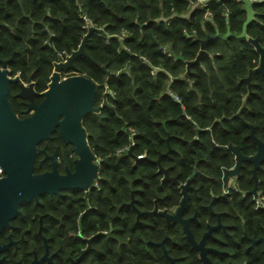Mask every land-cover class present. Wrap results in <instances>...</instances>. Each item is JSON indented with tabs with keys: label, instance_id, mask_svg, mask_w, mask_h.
Masks as SVG:
<instances>
[{
	"label": "trees",
	"instance_id": "16d2710c",
	"mask_svg": "<svg viewBox=\"0 0 264 264\" xmlns=\"http://www.w3.org/2000/svg\"><path fill=\"white\" fill-rule=\"evenodd\" d=\"M197 1L0 0V65L9 60L11 75L32 79L39 93L49 87L59 53L71 54L88 35L86 54L76 57L69 70L95 83L94 106L99 108L82 121L100 161L98 185L86 197L93 207L87 216L100 215L109 221L136 215L133 206L142 211L155 204L175 207L179 189L162 180L155 163L158 158L181 182L199 169L191 183L203 186L189 205L207 216V204L219 192L222 167L233 162L231 155L211 142L238 143L240 137V123L223 125L216 119L227 121L246 93H250L247 105L256 112L263 109L264 83L260 90L246 80L260 63V55L248 41L234 36L211 39L200 61L187 66L208 36L240 33L248 14L243 0H207L202 5ZM251 7L255 14L247 34L264 46V0H252ZM84 15L94 23L91 31L84 28ZM163 46L170 54L163 52ZM262 78L254 71L251 82ZM19 90L17 82L10 83L12 107L24 117L25 104L15 96ZM42 98L37 96V101ZM141 154L144 157L138 158ZM40 170L36 164L35 171ZM132 200L133 205H127ZM214 205L226 206L219 198ZM73 206L60 215L77 216L80 208ZM48 211L46 202L24 207L28 215Z\"/></svg>",
	"mask_w": 264,
	"mask_h": 264
},
{
	"label": "flooded vegetation",
	"instance_id": "af4514ba",
	"mask_svg": "<svg viewBox=\"0 0 264 264\" xmlns=\"http://www.w3.org/2000/svg\"><path fill=\"white\" fill-rule=\"evenodd\" d=\"M249 44L256 51L255 46ZM258 73L263 77L262 81L251 82L254 74L251 71L246 80L248 86L252 84L261 90L264 75ZM69 75L73 74L64 71L61 78ZM15 76L21 79L18 74ZM21 81L25 85L30 83L29 80ZM12 82L21 84L18 80ZM20 91L21 85L15 96H19ZM249 94H244L243 103L227 121L216 119L223 125L240 123L237 131L240 137L238 143L231 140L224 144L211 142L213 147L231 155L233 162L229 167H222L219 192L213 194L207 204V216H201L198 208L190 210L189 205L191 196H200L199 188L203 186L191 183L200 172L198 168L185 182L178 180L179 183L165 179L162 173V180L172 181L179 189V203L173 208L163 209L155 204L151 210L142 211L133 206L136 215L115 216L109 221L102 220L100 215L87 216L93 207L86 197L91 188L98 185L97 174L87 188L62 187L54 193L40 194L38 198L22 201L9 216L0 207V264H264V106L260 111H254L246 103ZM254 95L261 97L258 93ZM19 97L25 104L24 117L32 114L33 111H26L27 100ZM42 100L39 102L37 96L35 98L38 104ZM250 113L254 120L249 119ZM82 121L81 126L85 129ZM85 133L88 140L86 129ZM232 146L240 151V164ZM37 150L35 166L38 164L41 170L35 172H52L57 179L75 173L83 163L77 146L65 139L59 126L49 138L37 144ZM95 161L100 162L97 157ZM0 168L1 179L6 176V171L1 165ZM195 171L186 190L187 203L182 207L183 185ZM214 190L209 188V191ZM60 197L71 199L61 200ZM217 198L223 200L225 208L218 209L214 205ZM43 202L49 204L48 214H24L27 204ZM74 204L80 208L77 216L60 215L61 210H71ZM129 204L133 205V200ZM155 208L156 212L148 213ZM27 210L30 213L31 208Z\"/></svg>",
	"mask_w": 264,
	"mask_h": 264
},
{
	"label": "water",
	"instance_id": "95a60500",
	"mask_svg": "<svg viewBox=\"0 0 264 264\" xmlns=\"http://www.w3.org/2000/svg\"><path fill=\"white\" fill-rule=\"evenodd\" d=\"M243 1L246 3L248 14L242 31L240 33L228 31L224 34L216 33L208 36L203 41L202 49L197 57L187 62L188 67L198 63L201 57L207 53L205 44L209 40L214 38L226 39L229 36H234L239 41L246 40L255 46L256 51L260 54V64L251 70V73L258 71L264 75V46L257 38L247 34V25L255 14L251 7L252 0ZM92 29L93 27L90 28V31ZM87 38L88 35H85L80 47L74 50L65 62H55L49 87L41 93L35 89L31 79H29L30 83L25 85L18 76L11 75L8 67L9 60H5L0 65V165L6 171V176L0 179V207L7 211V216L13 214L22 201L38 198L40 194L54 193L62 187L87 188L98 174L100 162H94L96 155L92 152L85 129L81 126L84 115L99 110L94 106L95 83L81 74L61 78L64 71L75 66L76 57L86 54ZM17 80L21 82L19 96L27 100L26 111H33L26 117L18 116L9 100L10 82ZM38 95L43 97L39 104L35 101ZM58 126L65 139L68 142H73L83 157V163L75 173L62 176L60 179L55 178L56 176L52 172H35L37 144L49 138ZM221 147L227 148V146ZM233 149L238 153L240 164L242 157L240 151L237 147H233ZM129 152H132L131 148ZM155 163L158 164L159 171L164 173L165 179L179 183L178 179L171 177L168 170L162 166L160 158L155 160ZM195 173L196 171L183 185L185 196L182 200V207L187 203L188 193L186 190ZM156 210L157 208L148 213L153 214ZM161 213L169 215L164 211Z\"/></svg>",
	"mask_w": 264,
	"mask_h": 264
},
{
	"label": "built area",
	"instance_id": "2783aa9c",
	"mask_svg": "<svg viewBox=\"0 0 264 264\" xmlns=\"http://www.w3.org/2000/svg\"><path fill=\"white\" fill-rule=\"evenodd\" d=\"M253 1H257V0H253ZM207 2V0H198L197 1V3L196 4H200V5H202V4H205ZM84 20H85V24H84V28H86V29H90L93 25H94V23L92 22V20H90L87 16H85L84 15ZM80 47V46H79ZM162 50H163V52L164 53H167V54H170V52L168 51V49H167V47L166 46H163L162 47ZM71 54H67V53H65L64 54V52H61V53H59V58L56 60V62H65L66 60H67V58L70 56ZM132 144H133V142H132ZM124 148H126V147H124ZM124 148H122V150L124 149ZM121 150V149H120ZM142 157H144V155H139V157L138 158H142ZM1 169V168H0Z\"/></svg>",
	"mask_w": 264,
	"mask_h": 264
}]
</instances>
